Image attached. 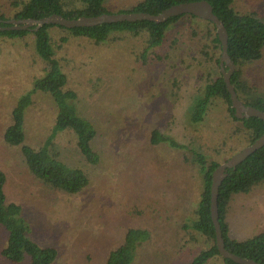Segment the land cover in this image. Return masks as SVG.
Here are the masks:
<instances>
[{"label": "rangeland", "instance_id": "374dc122", "mask_svg": "<svg viewBox=\"0 0 264 264\" xmlns=\"http://www.w3.org/2000/svg\"><path fill=\"white\" fill-rule=\"evenodd\" d=\"M13 1L0 0V10L12 16ZM106 1L110 10L118 12L139 0ZM233 6L264 20V0H235ZM187 28L189 24L180 22L164 46L154 50L157 54H150L146 65L133 62L128 52V47H143L142 38L129 37L118 49H109L62 29L52 30L59 45L57 57L79 95L78 108L99 127L102 162L96 166H89L80 156L71 133H56L52 140L63 161L83 166L90 175L89 186L74 195L37 180L29 173L20 146L4 140L15 104L32 90L34 79L43 75L44 62L33 50L32 35L0 38V167L8 174L9 200L22 205L33 239L58 249L54 264H105L109 251L122 243L130 227L148 228L153 234L150 242L138 248L133 264L189 262L213 244L181 227L183 221L197 216L201 174L183 161L177 148L150 144V133L159 128L181 143L200 146L213 159L214 149L219 145L224 150L223 140L230 134L226 116L219 110L210 116L198 141L186 127L187 111L206 83L201 74L210 65L199 52L200 39ZM66 36L68 41L62 43L60 38ZM158 54L169 58L160 60ZM243 71L244 78L264 95V51L260 60L245 65ZM32 100L25 118V142L39 147L52 133L56 108L47 93L38 91ZM227 220L231 236L239 240L264 231V182L250 193L232 197ZM6 241L7 233L0 226V264H29L28 260L7 261L1 255ZM206 264L226 263L218 256Z\"/></svg>", "mask_w": 264, "mask_h": 264}, {"label": "trees", "instance_id": "16d2710c", "mask_svg": "<svg viewBox=\"0 0 264 264\" xmlns=\"http://www.w3.org/2000/svg\"><path fill=\"white\" fill-rule=\"evenodd\" d=\"M190 1L197 0H139L131 8H121L118 12H145L157 15L172 5ZM207 1L228 32V53L236 64L231 82L239 98L245 105L264 111V95L259 92L256 85L244 78L243 71L245 65L263 57L264 20L255 13L238 12L233 6L235 0ZM106 3V0H14L12 16L0 10V26L8 25L5 22L8 19H40L53 13L69 19L115 13ZM180 22H184L185 26L189 24L187 29L190 34L200 39L199 52L210 61L206 73L201 74L205 76L206 83L202 90L200 89V93L193 98L187 111L186 127L193 134V140L198 141L199 133L208 125L210 116L214 111L219 110L220 115L226 116L224 120L229 124L230 134L223 140L224 150L220 151L219 145L214 149L213 159L209 158L200 146L181 143L159 128L153 129L150 133V144L154 146L167 144L177 148L183 161L192 164L201 174L202 192L196 209L197 216L183 221L181 227L189 235H193L194 232L202 234L208 241H213V244L202 249L195 254L196 256L193 255L189 262L180 264H206L215 257H222L216 244V230L210 208L213 172L222 161H227L234 153L250 145L264 133L263 119L255 116L239 118L235 114L220 65L222 44L212 21L193 14H181L159 23L138 20L73 28L47 23L36 30L33 29L34 27L25 30H0V38L5 39H19L32 35L33 50L44 62L43 75L34 79L32 90L23 94L15 104L12 121L3 136L10 146H20L26 167L37 180L72 195L82 192L90 184L88 171L83 166L71 165L63 161L52 140L56 133L66 131L71 133L80 156L89 166H96L102 162L101 150L97 146L100 137L99 127L94 119L84 115L78 108L79 95L71 88V76L64 70L57 57L59 45L55 44L52 30L62 29L73 37L83 38L96 46L101 45L109 49L116 47L118 49L120 43L127 42L129 37L138 40L142 38L143 47L139 44L128 47V52L134 57L133 62L138 61L139 64L142 62L146 65L151 60L150 54L164 46L169 39V33ZM68 38L69 36L62 37L60 41L66 43ZM115 52L118 53L117 50ZM109 54L112 58L110 51ZM168 56V54L165 56L158 54L157 58L162 60L169 58ZM101 77L98 76L96 79L100 84H102ZM175 83L178 85V82ZM95 90L98 91L97 87ZM38 91L52 97L56 108V119L47 140L39 147H33L25 142V118L27 110L33 103V94ZM226 173L218 195L219 221L225 246L235 254L264 264V231L251 238L239 240L231 236L230 224L227 220L232 197L238 193H250L257 185L264 182V146L254 151L236 168H228ZM7 184L8 174L0 167V226L7 233L6 245L1 250V255L11 263L28 260L29 264H54L59 253L58 249L54 246H43L33 239L32 227L23 213L22 205L9 200ZM152 237L153 234L148 228H128L122 243L109 251L105 264H133L138 248L150 242ZM223 259L226 264H239L228 258Z\"/></svg>", "mask_w": 264, "mask_h": 264}, {"label": "water", "instance_id": "95a60500", "mask_svg": "<svg viewBox=\"0 0 264 264\" xmlns=\"http://www.w3.org/2000/svg\"><path fill=\"white\" fill-rule=\"evenodd\" d=\"M181 14H193L197 17L212 21L217 29L218 37L222 44V53L220 56V65L226 82L228 91L230 92L232 107L235 109V114L239 118H248L255 116L264 120V111L254 106H247L239 98L232 82L231 76L236 69V64L231 60L228 53V32L219 19L213 12L212 5L207 0H197L190 2H182L163 10L161 13L154 15L145 12H115L103 13L97 16H82L75 19L65 18L60 14L53 13L49 16L40 19L25 18V19H8L5 22L6 26H0V30H25V29H38L44 24L53 23L65 26L67 28L73 27H92L103 23H115L122 21H138V20H151L155 22L167 21L170 17ZM227 66V69L225 67ZM264 146V133L253 143L245 146L240 151L233 154L227 161L221 163L213 172V180L211 186V217L216 230V244L218 250L223 258H228L239 264H260L253 259L242 257L229 251L225 246L223 238V231L219 221L218 211V195L219 188L225 179L228 168H236L239 163L244 161L254 151Z\"/></svg>", "mask_w": 264, "mask_h": 264}]
</instances>
